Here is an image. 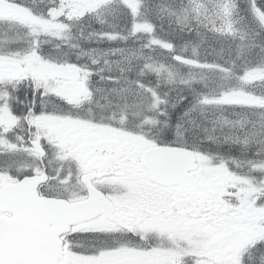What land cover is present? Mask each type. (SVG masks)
I'll return each mask as SVG.
<instances>
[{"label":"snow or ice","instance_id":"obj_1","mask_svg":"<svg viewBox=\"0 0 264 264\" xmlns=\"http://www.w3.org/2000/svg\"><path fill=\"white\" fill-rule=\"evenodd\" d=\"M0 264H264V0H0Z\"/></svg>","mask_w":264,"mask_h":264}]
</instances>
